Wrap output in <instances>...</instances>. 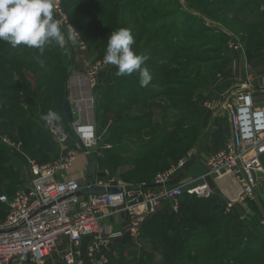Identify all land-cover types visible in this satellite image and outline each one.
I'll use <instances>...</instances> for the list:
<instances>
[{
  "label": "rangeland",
  "instance_id": "1",
  "mask_svg": "<svg viewBox=\"0 0 264 264\" xmlns=\"http://www.w3.org/2000/svg\"><path fill=\"white\" fill-rule=\"evenodd\" d=\"M146 1L149 0H57L66 24L69 23L80 33L85 50L81 51L68 42L63 47L52 44L45 48L48 53L46 57L50 59L52 53L56 60L53 62L44 60V68L40 67L37 58L33 56L35 49L25 45L12 47L10 44L0 42V46L4 47L3 54L12 56L17 61L26 60L27 63H31L24 65L22 71L9 65H5L3 69L5 78L4 83L0 84V154H2L0 180H5L3 173L8 172V167L11 173L18 174V185L23 186L22 177L28 176V170L32 169L31 163L41 166L57 160L54 139L44 127L45 122L40 119L49 109L61 116V103L56 93L59 91L56 86L60 75L56 70L71 63L78 69L99 63L104 67L98 75L109 70H117L116 66L106 64L103 57L108 36L119 27L131 28L135 37L134 51L147 57L144 66L149 69L153 79L143 89L158 90L160 95L142 104L132 99L119 98L116 103L128 109L106 111L104 105L108 101V96L103 97V94L117 86L113 82H117L118 86L133 87L136 82L128 80L127 77L139 81V76L133 73L120 79L116 78L104 89H97L96 79L94 95L97 116L94 128L96 142L88 150V157L97 165L96 180L105 183L111 179L128 186L124 179H128L126 173L131 160L121 148L146 142L147 131L128 133L122 142H116L117 146L107 142V139L111 132H115L113 126L117 124L124 129H127V126L133 128L134 122L125 123L126 125L120 122L125 119L141 118L150 107L152 121H158L162 126L159 129L163 128L170 135L171 142H174L156 155L164 160L168 153L175 152L176 144L185 151L182 155L175 154L173 160L166 159L167 166H161L159 172L180 159L186 158L190 161L200 155L209 132L205 114L215 102H218V105L221 102L222 98L219 96L226 82L230 81L231 74L235 73L236 63L239 66L240 59L245 55L264 54V0H150L149 3L154 5L147 11L144 8L140 9V5ZM55 19L60 21L62 18L57 15ZM253 67L248 63L244 66V72L247 68L252 70ZM12 71H20L24 81L18 80V76ZM153 81H157L158 86L153 85L155 84ZM35 89L37 96H28L27 93ZM230 99L229 104L232 101V98ZM185 116L191 119L183 120ZM31 117L33 120L25 128L24 124ZM36 128L41 130V133L32 136L31 133ZM56 128L67 136L66 147L74 150L76 157L79 154L83 155L87 163V156L79 149L74 132L63 122L62 117L61 124ZM21 132H26L27 137L24 138ZM115 148L117 152H114ZM115 155L118 157L113 158ZM7 160L10 162L6 163ZM156 173L148 174L151 180ZM85 174H88V167ZM0 183V189L8 186L4 181ZM260 188L256 190L260 193L256 197L258 200L255 198L257 205L253 208L258 235L253 231L250 233V224L241 220H236L238 222L234 223L235 225L232 223L231 230L225 234L221 221L207 237H200L193 246H190L192 249L182 253L179 260L176 253L175 258L167 261L164 257L170 256L172 252L167 250L161 241L152 237L145 227L155 213L142 219L138 237H131L124 221L118 217L114 229L123 230L124 233L122 238L111 242L106 249H100L106 263H92L83 255L77 264H239L223 259L222 253L227 252L230 255L233 247L240 246L239 253L251 240L253 242L248 245L249 249L253 251L263 249L264 232L258 224V218L264 216V173L260 178ZM212 198L225 208V203L219 195L214 193ZM234 208L232 207L229 213H226L225 209L224 211L215 209L213 214L225 220L226 217L239 215L237 213L239 211ZM4 209L3 206L0 215L4 213ZM249 234L253 239L247 237ZM226 235L229 236L228 244H220L216 252L206 249L210 242L216 243L217 239ZM85 243L88 245L91 240H86ZM199 244L202 245V249L198 248ZM62 249L61 245L45 264H63L59 258ZM242 258L241 260L259 262L264 260V255L262 257L248 255Z\"/></svg>",
  "mask_w": 264,
  "mask_h": 264
},
{
  "label": "built area",
  "instance_id": "2",
  "mask_svg": "<svg viewBox=\"0 0 264 264\" xmlns=\"http://www.w3.org/2000/svg\"><path fill=\"white\" fill-rule=\"evenodd\" d=\"M53 4L54 18L59 15L61 25L66 26L57 0H53ZM77 48L84 51V43L81 41ZM103 67L97 63L82 72L73 69L65 83L67 99L76 115V120L68 126L87 157L88 150L96 142L94 95L96 79ZM258 78L256 90H241L232 104H222L228 112L229 124L225 146L206 159L204 176L184 183L174 179L186 168L189 162L186 158L157 172L149 184L130 187L111 179L105 183L96 180L94 186L116 192L77 196L85 188V182L63 179L75 162L76 152L66 147L65 134L56 126L45 124L56 144L58 158L41 166L31 163L34 177L30 186L20 188L11 198L0 196V204L5 207L0 219V264H45L61 245L59 258L63 264H77L83 255L92 263H106L100 249H106L124 233L114 229L118 217L124 221L130 236L138 237L142 219L151 217L161 207L169 205L177 214L182 196L213 197L208 178L219 180L231 176L238 183L239 194L226 201L227 211L237 199L243 202L253 199L264 173L261 162L264 155V72ZM258 224L264 232V216L258 218ZM85 240L91 243L83 249Z\"/></svg>",
  "mask_w": 264,
  "mask_h": 264
},
{
  "label": "trees",
  "instance_id": "3",
  "mask_svg": "<svg viewBox=\"0 0 264 264\" xmlns=\"http://www.w3.org/2000/svg\"><path fill=\"white\" fill-rule=\"evenodd\" d=\"M149 2L150 0L146 1L145 4H141L140 9L144 8V10L147 11L148 8L154 5L152 3L150 4ZM3 48L4 47L0 46V84L4 83L3 80L5 78L4 77L5 74L3 72V69L5 65H9L11 66V68L13 69L15 68L16 70H21L22 67H24V65H31V63L30 64L27 63L26 60L17 61L14 60L12 56L8 57L9 55L7 56V54L6 55L3 54L2 52ZM47 55H48L47 50H45L42 55L38 52V50H36V52L33 53L34 57L36 58L39 57V59L43 61L47 59V61L53 62V60L54 61L56 60L55 56L52 55V53L50 54V59L46 57ZM68 66L56 70L57 73L60 75V78L58 80V86H56V88L59 91L56 93L61 103L60 113L63 122L65 121L63 119L61 109L65 97L64 95L66 90L65 83L67 79L66 70ZM12 72L18 76V80L22 82L24 81L20 71H12ZM116 72H117L116 69L112 70V76H113L112 81L115 80L116 78L120 79V77H122V76H117ZM7 77L8 79L11 78L10 75H8ZM127 79L136 82V84L133 87L118 86L117 82L115 83L113 82V84H116L118 87L117 86L113 87L104 92L103 97L108 96V101L104 105L105 107L104 109H106V111H126L128 107H123L116 103V100H118L119 98H124L127 100L132 99L133 101L135 102L139 101L138 103L142 104L145 102H149L151 99H154L160 95V91L158 90L143 89V87H140L139 81L135 79L132 80L130 76L127 77ZM153 83H155L153 85L158 86L157 81H153ZM27 94L28 96L36 97L37 96L36 89ZM150 109L152 108L150 107L148 109V112L145 115H143L141 118L125 119V121L120 120L121 121L120 124L123 123V125L125 123L132 124L134 122L135 125H133V128H129V126H127L128 128L124 129L123 126L121 125L119 126L116 124V126H113L114 127L113 130H115V132L112 133L111 130L109 129L111 135L107 139V142L112 143L114 146H117L116 142L119 143L122 142L123 137L126 136L128 133L131 132L137 133L140 132L141 130L147 131L146 138L148 140L146 142L121 148L122 151L126 153V155H129L131 160L129 163V170L126 173L128 179H124L125 182L127 181V184L130 187H134L142 183L145 184L151 183L152 180L148 175L149 173L159 172L161 166L162 167L167 166L166 159L173 160L175 154L182 155L185 152L184 149H181L178 146V144H176L174 147L175 152L168 153L164 160L156 155L158 152L162 153L165 150V148L172 145L174 142L173 143L171 142L170 135L163 128L159 129L162 126H160L161 124L158 121L156 122L152 121ZM183 118H184L183 120L191 119V117L189 116H185ZM31 120H33L32 117L29 118L26 124L23 123L25 128L28 126L29 123H31ZM39 133H41V130L36 128L32 131L31 135L37 136L39 135ZM21 135H23V137L26 138L28 134L26 132L24 133L21 132ZM114 152H117L116 148L114 149ZM1 155L2 154H0V157ZM114 157L117 158L118 155L113 156V158ZM8 162H10V160L6 161V163ZM93 162L95 163V161ZM261 162L264 167V155L261 158ZM9 169L10 168L7 167L8 172L4 171L3 173V179L5 180H0V182L4 181L8 183V186H6V188L0 189V195L4 194L8 198H11L12 195L19 190V185H18L19 179H18V174L11 173ZM2 207L3 205L0 204V212L2 210ZM215 209L224 211V207L221 206V204H219L218 201L216 202V199L212 197L210 199H199L195 197L182 196L179 199V210L177 214H174L171 211L169 205H165L155 212V214L152 216L149 223H147L145 227L149 230V234L152 237L161 241V243H163L165 248L170 252H172L170 256L164 257L165 260L169 261L170 259L175 258L176 253H178V260H179L180 257L182 256L181 254L184 253L187 249H192L190 248V246L191 245L193 246L200 237H207L210 234L211 230L214 229V227L217 225L218 222L220 223L221 221H223L221 226L225 234H227L228 231L231 230L232 223L234 224L238 222L236 220L239 219L236 215L229 216V218L226 217L225 220L218 218L217 214H213ZM3 216L4 213L2 212V214L0 215V219ZM234 219L235 221L233 222ZM247 237L251 239L253 236L249 234ZM228 242H229V236L226 235L223 238L217 239L216 243L210 242V245L206 246L208 247L206 249L210 252H216L220 244L226 245L228 244ZM251 242H253V240H251L249 244H251ZM249 244H246L247 245L245 246L246 248L239 252L241 254L240 256L238 253L240 246H237L236 248L233 247L232 251L230 252V255L227 254V252H223L222 253L223 259H228L232 263L235 262L239 264H264V260H261L259 262H254L252 260L250 261L241 260L243 259L242 257H247L248 255H252L254 257H262L264 255V246L262 247L263 248L262 250L253 251L248 248L250 247L248 246ZM198 248L202 249V245L199 244Z\"/></svg>",
  "mask_w": 264,
  "mask_h": 264
},
{
  "label": "clouds",
  "instance_id": "4",
  "mask_svg": "<svg viewBox=\"0 0 264 264\" xmlns=\"http://www.w3.org/2000/svg\"><path fill=\"white\" fill-rule=\"evenodd\" d=\"M80 37V33L69 23L62 26L54 18L53 0H0V42L12 47L25 45L42 55L45 48L52 44L63 47L68 42L76 47L81 43ZM134 44L131 28L114 29L107 38L103 60L117 67V76L137 73L140 87H147L153 79L149 69L144 66L147 57L137 54L133 49ZM37 62L41 68L45 67L39 57ZM40 119L48 126L61 124V116L51 109Z\"/></svg>",
  "mask_w": 264,
  "mask_h": 264
},
{
  "label": "crops",
  "instance_id": "5",
  "mask_svg": "<svg viewBox=\"0 0 264 264\" xmlns=\"http://www.w3.org/2000/svg\"><path fill=\"white\" fill-rule=\"evenodd\" d=\"M239 62V66H237L236 63V70L235 73L232 72L233 74H231L232 76L230 78V81L226 82L225 86L223 87L221 95L219 96L220 98H222L221 102L218 105V102L214 101V105L211 106V108L208 110L209 112L207 111L205 114L207 116L205 118V122L207 120L209 132L206 137L204 150L200 153V155L196 156L194 163L190 167H188L183 173L182 177L178 179L180 183L188 182L190 180H196L204 176L206 159L224 148L225 143L229 137L228 112L222 106V104L225 102V99H227L226 103L229 104V101L231 100L230 98H232V104L234 96L239 91L256 90L258 87V76L264 71V54L259 53L255 56L245 55L240 59ZM248 63H251V65H253L254 67L252 68V70L247 68V74L246 72H244V66ZM73 69L77 72H82L85 68L78 69L77 66H74ZM112 79L113 76L111 70L99 74L97 77V89H104V87H106L107 85L112 84ZM219 97L218 99H220ZM78 160L79 164L77 165ZM86 167V158L83 155L80 156L79 154L76 157L72 167L64 174L63 179H77L81 184H84ZM27 175V177L25 175V177H22L23 179L21 180V183L23 186H19V189H25L30 186L34 177L32 169H30V171L28 170ZM207 183L212 188L213 192L219 195V198L223 200L224 203H226V201L229 199L231 200L237 198L239 194V185L231 176H225L219 180L208 178ZM258 193L260 192L257 191L254 198L248 201L243 202L237 199L235 205L233 206L237 209V211H241L240 213L237 212L239 214L237 215L238 219L243 223H249L251 227L250 233H252L253 231L254 233L256 232L257 235L259 234V232L257 229L253 208L257 205L255 198L257 197ZM224 209L226 213L230 212V210L227 211L226 208ZM85 242L86 240L82 244L83 249L85 247L84 245L87 244Z\"/></svg>",
  "mask_w": 264,
  "mask_h": 264
},
{
  "label": "water",
  "instance_id": "6",
  "mask_svg": "<svg viewBox=\"0 0 264 264\" xmlns=\"http://www.w3.org/2000/svg\"><path fill=\"white\" fill-rule=\"evenodd\" d=\"M73 68H74L73 63L68 66V68L66 70V76L67 77L71 74V72L73 71ZM64 95H65V97H64L61 112H62V116H63V119L66 122V124L71 125V123H73L76 120V115L73 113V108L67 99L66 90H65ZM195 159H196V157L192 158L188 162L184 171L178 177H176L174 180L179 179L183 175V173L186 171V169L194 163ZM87 167H88V174L85 176V179H84L85 188L83 190L79 191L77 193V196H98V195H103L105 192H107V193L116 192L115 189H105L101 186H94V183L96 181L97 167H96L95 163L93 162V160L89 157H87Z\"/></svg>",
  "mask_w": 264,
  "mask_h": 264
},
{
  "label": "bare ground",
  "instance_id": "7",
  "mask_svg": "<svg viewBox=\"0 0 264 264\" xmlns=\"http://www.w3.org/2000/svg\"><path fill=\"white\" fill-rule=\"evenodd\" d=\"M90 135H91V133L89 134V136H90ZM89 136H88V137H89Z\"/></svg>",
  "mask_w": 264,
  "mask_h": 264
}]
</instances>
